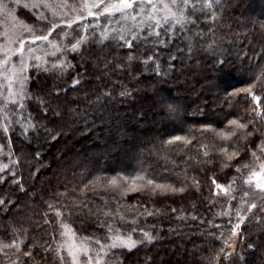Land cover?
I'll return each instance as SVG.
<instances>
[{"label":"trees","instance_id":"obj_1","mask_svg":"<svg viewBox=\"0 0 264 264\" xmlns=\"http://www.w3.org/2000/svg\"><path fill=\"white\" fill-rule=\"evenodd\" d=\"M213 7L218 12L214 27L222 39L212 48L207 43L195 44L190 52L188 43L180 35L159 46L140 43L138 48L113 51L114 43L100 45L91 40L93 32H90V39L81 50L67 56L77 65L71 75L83 73L85 67L91 73L90 77H84L86 83L79 90L68 87L71 83L69 74L58 78V75L43 70L32 71L29 87L34 93L41 89L54 91L56 87H68L66 95L62 91L59 99L51 100L53 109L59 106L66 114L63 119L51 111L47 118L41 115L42 127L26 136L22 135L19 126H14L9 136L0 135L3 145L10 148L11 143L15 153L13 158L21 161L19 168L12 171L23 177L24 188L21 191L13 184L10 174H5L8 175L7 183L0 184V197L14 202L8 206L7 215L0 212V264H21V261L45 264L40 255H35L36 247H31L34 259L22 255L30 250V245L46 246L47 242L55 248L64 241L58 234L53 240V227L44 225L42 214L48 211L45 202L54 203L55 193L96 176L127 178L126 196L122 197L120 191L98 189L100 196L108 200L113 213L118 211L126 220L137 216L138 226L155 237L153 243H145L132 252L117 251L114 259L123 257V264H208L209 257L213 264H264V224L254 226L253 221H246L238 229L235 251H230L229 256L219 262L216 260L225 241L232 244L231 229L237 222L235 213L248 188L243 181L251 165L257 162L250 151L245 150L246 140L233 137L227 141L222 136L234 129L228 124L229 120L247 122L255 116L252 112L255 102L241 89L255 85L253 92L264 99V76L257 68L256 56L264 52V0H220L219 6L214 4ZM16 11L19 18L35 28L45 27L43 22L35 20L33 11L22 7ZM96 36L99 35L96 33ZM146 48L149 55H154V62L147 67L140 62L145 58ZM105 56L125 63L127 71L113 74L115 87L111 89V99H102L99 104L87 108L84 89L110 84L99 70L102 65L97 67L95 63ZM129 56L137 59L129 63ZM173 56L175 59H170ZM218 60L229 63L221 69ZM259 63L264 66V57L259 58ZM81 64L84 67H80ZM96 76L101 80H96ZM257 76L260 80H256ZM120 85L126 87L130 95L120 96ZM162 97L177 109L171 115L158 104ZM77 108L81 114L87 111V119L67 114L69 109ZM33 114H36L35 110ZM44 127L49 131H44ZM260 130L264 131V120L260 121ZM174 136L184 137L191 143L184 140L166 143ZM252 140V148H255L260 140L256 136ZM202 146L207 148V157ZM222 147H227L229 153L238 151L240 155L228 161L220 151ZM36 152L40 153L39 160L34 159ZM239 165H248V168H242L238 173ZM140 176L157 182H175L177 187L183 182L185 191L162 194L161 190H156L153 193L151 186H146V179H138ZM213 179L225 187L236 181L233 185L236 200L231 201V211V195L219 192ZM193 180L199 183L194 184ZM133 182L137 187H145L133 192ZM86 191L90 208L108 211L99 196L91 190ZM216 192L219 195L214 196ZM78 194L79 189L77 193H69ZM140 205H145L148 211L159 209V213L139 215L144 211ZM172 208L177 211L173 213ZM48 218L54 220L55 213L49 212ZM104 220L102 212L92 216L84 210L66 223L79 236L103 238L106 230L101 224ZM15 229L28 230L26 236L21 233L15 237L20 246L19 253L3 247L12 242ZM134 236L137 240L142 239L139 233ZM249 244L254 247L249 248ZM40 252L44 254L42 248Z\"/></svg>","mask_w":264,"mask_h":264},{"label":"snow or ice","instance_id":"obj_2","mask_svg":"<svg viewBox=\"0 0 264 264\" xmlns=\"http://www.w3.org/2000/svg\"><path fill=\"white\" fill-rule=\"evenodd\" d=\"M219 3L220 0H88L84 4H77L70 3L69 0H60V3L57 4L54 0H29V2L21 5V0H8V2L0 0V12H3L14 23L17 22L16 10L20 7L29 11L41 8L51 11V19L44 12H38L35 16L36 21L45 24V27L39 30V34H37V30L32 25L25 21L18 22L21 31L11 36L8 33H4L5 37H7V43L3 46V58L0 59V129L7 134L14 126H19L22 135L26 136L29 132H38L39 128L42 127L39 119L41 115L47 118L51 111L54 116L63 119L66 113L61 111L59 106L53 109L51 100L52 98L59 99L62 91L66 95L68 87L73 91L79 90L86 83L84 77L91 76L87 67H85L83 73L76 72L75 75H71L77 65L72 64L67 59L70 53L79 52L81 46L88 42L90 37L87 34L80 35L77 33L78 38L67 39L70 35L67 32L63 33L65 39H61L58 42H54L50 37L58 29H61V25L66 28H72V25L78 19H84V16L80 14V8L87 12V16L97 18L103 16L110 21V26L101 29L98 37L93 31L91 40L103 46H109L114 43L113 51L117 48L130 50L138 48L140 43L159 46L166 42L170 43L172 40L179 38L180 35H183L191 52L195 44L207 43L208 47L212 48L217 44V41L222 39V37L217 35L214 27L217 23L218 12L213 5L216 4L218 7ZM57 19L59 22H55ZM205 29H207V32ZM84 31L87 33V28ZM13 41L18 44V47H8V44L13 43ZM37 42H43L46 47H35ZM49 48L51 51H48ZM144 56L145 58L140 62L146 67L154 62V55H149L147 48ZM256 56L258 58L257 68L260 69L261 76H264V66L259 63V58L264 57V52L257 53ZM13 57H16L17 62H13ZM135 59H137L135 56L128 57L129 63ZM170 59H175V57H170ZM89 63L91 64V62ZM95 63L97 67L102 65L99 70L103 73V79L109 81L110 84L97 85L96 88H99V91L96 88L91 90L84 89L83 99L87 108H91L94 104H99L102 99H111L113 95L111 89L115 87V82L112 81L113 74L125 72L128 67L115 57L108 56H105L102 60H96ZM217 63L223 69L229 61L218 60ZM31 66L58 75V78L69 74L71 83L68 87H56L54 91L41 89L39 92L34 93L29 87L31 77L27 74ZM80 67H84V64H81ZM159 69L160 65L157 63V74H159ZM95 79L101 80V77L96 76ZM256 80H260V76H257ZM254 86L252 85L240 91H246L252 97L255 102L252 112L255 113V116L247 122H241L239 119L229 120L228 124L234 126V129L222 136L227 141H231L233 137L246 140L245 150L250 151L254 161L259 162L260 169L258 172L251 171L249 178L243 181L244 184L248 185V188L241 197L242 201H244V206L238 207L236 210L237 222L231 229V237L239 235L238 229L246 221H253L254 226L264 224V131L260 130V121L264 120V99L253 92ZM120 87L122 89L119 93L120 96L130 95L126 87L123 85H120ZM89 92H91V95ZM93 96L95 99H92ZM158 104L165 108L169 115L177 110L167 98L162 97ZM33 110H35V115ZM67 114L87 119L88 113L85 111L81 114L79 108H77L69 109ZM44 131L47 132L49 130L44 127ZM254 136L260 140V143L256 144L255 148H252L254 143L252 138ZM182 140L186 143H191V140H186V138L181 136L171 137L166 143L172 144ZM202 147L205 149L204 155L207 157V148L206 146ZM2 151L3 145H0V152ZM220 151L227 156L228 161H232L240 155L235 150L229 153L227 147H222ZM13 157H15V153L9 149V162L0 163V184L7 183L8 175L5 174H10L11 182L17 185L21 191H24L23 177L12 171L13 168H19L21 161L19 158L14 159ZM39 157L40 153L36 152L34 159L39 160ZM225 166L227 167L228 165ZM242 168L247 169L248 165H239L236 171L239 173ZM138 179L143 181L146 178L140 176ZM193 183L198 184L199 182L193 180ZM212 183L219 192L229 196L236 181H231L227 187L219 184L215 179H213ZM127 184V178L96 176L87 180V182L82 180L80 184H74L71 188L66 186L63 192L55 193L54 203L45 202L48 211L42 214L44 225L53 227V240L56 239L58 234L61 240L69 242L58 245L55 248L47 242L46 246L30 245V250L23 252L22 255L29 260L34 259L31 247H36L37 252L35 255H40L41 260L45 261V264H68L69 260L70 264H123V257L114 259L117 251L132 252L141 245L153 243L155 240V237L149 231L138 226L137 216H133L131 220H126L124 216L119 215L118 211L113 213L109 208L108 200L104 196H100L98 191V189H103L105 192L120 191L123 197L127 195ZM253 184L254 189L252 187ZM146 186H151L153 193L156 190H161L162 194H167L168 192L175 194L185 191L183 182L177 187L175 182L164 183L157 182L154 179H146ZM143 187L145 185L137 187L133 182L131 191H140ZM77 189H79L78 195H69L70 192L77 193ZM86 190H91L94 195L99 196L108 211L90 208ZM219 192L214 193V196L219 195ZM112 199H115V197H112ZM235 200L236 196L231 195L229 201L230 211L231 201ZM13 203L11 199L6 200L4 197H0V212H4L7 215L8 206ZM139 207L144 209L139 215L153 216L159 213V209L148 211L145 205H140ZM84 210H87L92 216H98L101 212L103 213L105 220L101 227L106 230L103 238L89 236L78 239L76 230L69 223H66L71 217L79 216ZM171 211L175 213L177 210L172 208ZM49 212L55 213L54 220L48 218ZM177 218L183 219L184 217ZM192 218L196 219L195 216ZM213 227L219 228L220 226L213 225ZM122 229L126 230L122 231ZM27 231V229H15L12 232L14 237L12 242L3 247L14 249L19 253L20 246L15 237H18L21 233L26 236ZM136 233H139L142 239H135L134 235ZM208 235L213 234L208 233ZM223 235L221 233V238H223ZM20 243H23V240ZM248 247L253 248L254 245L249 244ZM41 248L43 249V255L40 252ZM230 251H235V245L225 241L224 246L216 254L217 262L228 257ZM64 252H66V255L63 254ZM21 264H26V262L21 261ZM208 264H213L212 257L208 258Z\"/></svg>","mask_w":264,"mask_h":264},{"label":"rangeland","instance_id":"obj_3","mask_svg":"<svg viewBox=\"0 0 264 264\" xmlns=\"http://www.w3.org/2000/svg\"><path fill=\"white\" fill-rule=\"evenodd\" d=\"M4 2H7V1H4ZM26 2H29V0H21V5L23 3H26ZM54 2L58 4V3H60V0H54ZM69 2L70 3H77V4H84V3L88 2V0H69ZM32 11L36 15L38 12H44L45 15L49 16V18L51 19V11H49L47 9L41 8V9H34ZM79 11H80V14L84 16V19H78L77 22L72 25V28H66L64 25H61V29H58L57 32L53 33V35H52V37H50V39H52L54 42H58L61 39H65V37L63 36L64 32L70 33V35L67 37V39L78 38L77 33H79L80 35H85V34L88 35L90 32L95 31V33H97L99 35L101 29H103L107 26H110V21L103 16H101L99 18L87 16V12L84 11L83 8H80ZM15 15L17 16V22L14 23L11 21L10 18H7L3 12H0V59L3 58V46L7 43V37H5L4 33H8L9 36H11V35L19 32V31H21V28H20V25L18 22L23 21V20L21 18H19V16L17 15V11H16ZM55 22H59V20L57 19ZM28 24L31 25L30 23H28ZM85 28H87V33H85V31H84ZM36 30H37V34H39L40 29L37 28ZM8 47L15 48V47H18V44H16L13 41V43L8 44ZM35 47L45 48L46 46L43 42H37ZM48 51H51V49L49 48ZM13 62H17L16 57H13ZM34 70H41V69H37L34 66H31L28 69L27 74L31 77V73ZM2 134L9 136V133L5 134L2 131V129H0V135H2ZM0 145H3L1 143V140H0ZM9 149H11V143H10V148L3 145V151L0 152V163H8L9 162V160H8ZM259 170L260 169H259V162L258 161L253 163L249 169L250 172L251 171H257L258 172ZM250 172L246 176L245 180H247L249 178ZM247 187H248V185H247ZM252 187L254 189V184ZM234 191H235V189L233 187V191L230 193V195H233ZM243 206H244V201H241V207H243ZM235 224L233 225V227L235 226ZM80 237H82V236H79L77 234V238L79 239ZM236 237H233L232 244H234V245H235ZM134 238L137 239L136 236H134ZM68 242L69 241L64 240L62 244H67ZM64 253L66 254V252H64ZM69 264H70V260H69Z\"/></svg>","mask_w":264,"mask_h":264}]
</instances>
